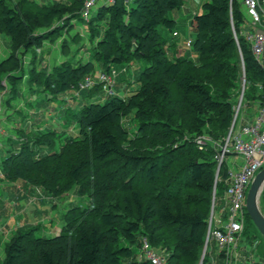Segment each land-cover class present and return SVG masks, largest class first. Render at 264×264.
<instances>
[{
    "label": "trees",
    "instance_id": "trees-1",
    "mask_svg": "<svg viewBox=\"0 0 264 264\" xmlns=\"http://www.w3.org/2000/svg\"><path fill=\"white\" fill-rule=\"evenodd\" d=\"M182 4L114 0L84 21L78 0L47 6L0 0V33L10 39V53L0 62V89L3 77L14 91L26 76L28 87L37 92L41 88L51 96H79L82 101L72 114L77 134H24L2 158V174L52 197L74 189L88 202L65 208L60 216L63 227L55 236H36L38 227L17 231L5 244L0 264H150L132 249L136 243L138 251L142 238L166 253L167 264L196 263L207 237L216 149L207 144L198 150L195 139L207 136L223 144L228 136L239 92L240 58L245 103L264 99V72L239 36L245 16L238 0L202 3L189 23L196 58L168 57L163 33L176 27L168 14ZM73 20L87 30L90 60L75 65L64 61L42 73L33 51L30 65L24 66L30 49L71 29ZM133 63L144 65L137 77L139 88L120 98L114 89L116 67L126 69ZM112 69L116 73L109 94L98 84L96 72ZM86 77L95 85L79 89ZM226 175L220 169L215 202L217 192L226 188ZM245 218L252 223L246 211ZM207 256L206 251L203 264Z\"/></svg>",
    "mask_w": 264,
    "mask_h": 264
},
{
    "label": "crops",
    "instance_id": "crops-1",
    "mask_svg": "<svg viewBox=\"0 0 264 264\" xmlns=\"http://www.w3.org/2000/svg\"><path fill=\"white\" fill-rule=\"evenodd\" d=\"M33 1L36 4L39 5H50L55 2H67L69 3L71 0H29ZM184 1V0H183ZM208 0H187L184 1V4H182L181 8L185 11V16L181 18V21H183V24L185 23L186 26H188L189 31V23L191 21V18L195 14H199L201 12V5L204 2H207ZM194 3L195 9L191 7V4ZM102 5H109L108 0H98V6ZM187 5V6H186ZM192 9V10H191ZM180 20V19H177ZM71 29H62L67 30L68 33L70 31H74L73 34H78V46L77 41L73 42V40H69V42L65 43V48L62 49V44L57 41H51V40H44L41 44V49L39 47V53L36 52V56H39V62L41 61V66L45 64V60L42 57V53L47 50L52 57V61L54 62L53 67L56 65L61 64L66 59L64 55H68V50L71 52H74L72 55L75 59L81 58V61L87 62L90 60V46L87 41V30L85 26L82 23L71 21L70 23ZM62 30H60L58 35L62 34ZM174 31H178L177 28L173 29ZM173 32H167L170 41L168 42L166 40L165 45V51L168 57L175 59V58H182L187 57L189 59H195L196 55L192 52L191 48L188 49L185 47V39L184 36L179 33L177 36H173ZM4 35L0 33V62L5 60L8 57L7 51L3 48V42L1 41V36ZM58 35L56 37H58ZM6 36V35H5ZM183 36V37H182ZM191 37V36H190ZM47 44V47L43 48V45ZM73 46H77V49ZM67 50V51H66ZM76 51V54H75ZM88 52V53H87ZM62 53L63 56L60 54ZM81 54V55H80ZM75 55L77 57H75ZM27 54L24 55L25 60H30V58H27ZM51 60V59H50ZM48 58V61H50ZM31 62V61H30ZM29 62V64H30ZM38 59L35 60V63H39ZM28 64V63H27ZM134 68L138 69L139 71L142 70V68L138 67V63H135L133 65ZM130 65V67H133ZM128 68V67H127ZM125 69V68H122ZM126 72V69H125ZM99 73L96 72V75ZM138 76L134 75L133 79H136ZM26 76L23 78L22 82L24 85H19L20 87L18 90L11 91L10 87L5 85V82L1 85L4 86L3 89H0V102H2V105L4 107V116H5V122L6 125L3 127L1 133H0V163L2 158L7 154L9 150L13 149L11 147L19 144L21 140H24V134L28 135H36V133L43 131L42 127L46 128L50 127L49 130H54L57 133L60 134H66V133H73L70 130H67L66 125L61 128H54L53 125L46 123L42 116H34L30 118L29 113L27 112L29 108L31 109L34 105L35 99L36 100H42L44 97L43 95L47 96L48 93L43 91L41 88H39V92L36 91V89L29 88L28 85H26L25 80ZM117 82V81H116ZM19 83V82H18ZM20 84V83H19ZM116 88L119 90V85L116 83ZM260 90L261 88L258 87ZM135 90L131 91L134 92ZM36 95H34V94ZM34 95V98H33ZM51 96V95H50ZM61 96H64L67 98L64 94L57 95V96H51V100H57ZM103 97L100 101L103 100ZM50 98L47 100L51 101ZM64 98V99H65ZM72 102L74 103L75 107V113L81 108L82 101L80 100L79 96L77 98H72ZM84 103V101H83ZM77 104L79 107H77ZM248 106H253L254 110L250 118L243 119L239 118L237 125L234 127L233 134H236L240 127L244 125H248L253 121L254 116L256 115L258 108L260 106V102H253L249 103ZM247 106V107H248ZM12 107V108H11ZM70 110V109H68ZM65 114V113H64ZM238 116V115H237ZM64 118V115H63ZM59 119L58 117L56 120ZM35 120V124L33 121ZM55 120V121H56ZM237 120V119H236ZM63 125V124H62ZM26 126V127H25ZM24 127L27 128V133L24 132ZM65 127V128H64ZM37 128V129H36ZM44 130V131H45ZM74 131L73 134H77L78 131H75V128L72 129ZM17 133H20L22 136L20 137ZM62 134V135H63ZM242 159L234 154H230L225 158V161L223 163V166L225 167V170L230 169H237L241 166ZM224 184L225 180L223 179ZM0 191H1V201L2 202L0 206V263L4 258V248L5 244L8 243V241L15 235V233L21 229L31 228V227H39L40 225L44 227V231L46 233L52 232L55 236L58 233H60L61 229L58 226H53L55 224L54 218L57 216H61L65 210V206H70L69 203L72 202L70 199L67 198L66 194L62 195V202H59V208L62 210L60 212V209L58 210V207L56 204V201L58 200V197H52L49 195L45 190H43L40 187L33 186L31 184H28L27 182L21 181V180H15L10 181L7 180L1 170L0 166ZM223 196L225 197V190L223 191ZM69 197V196H68ZM79 200H82V197H79ZM225 201V200H224ZM24 203L22 206L21 204ZM65 207V208H64ZM259 207L261 212L264 215V187L263 190L259 196ZM9 215H11L9 217ZM59 218V217H58ZM213 218L208 222V226L211 225V228L218 229L222 227L221 221H219V225L213 224ZM53 224V225H52ZM253 225L247 220L245 221L244 229L240 233L239 238L236 243V247L231 251V257H230V264H264V255L261 252H258L260 245H256V241H253V238L259 237V232L257 230L253 231L250 230L249 227ZM247 226L246 230L245 227ZM254 226V225H253ZM251 228V227H250ZM245 230V231H244ZM44 232V233H45ZM211 242V243H210ZM207 255L209 256V263L208 264H225L226 263V257L223 252H221L217 246V243L215 240L211 239L207 242ZM139 252V249H138ZM138 259H144L139 253L137 255Z\"/></svg>",
    "mask_w": 264,
    "mask_h": 264
},
{
    "label": "built area",
    "instance_id": "built-area-1",
    "mask_svg": "<svg viewBox=\"0 0 264 264\" xmlns=\"http://www.w3.org/2000/svg\"><path fill=\"white\" fill-rule=\"evenodd\" d=\"M82 2L81 18L84 21L90 19L98 6V0H78ZM243 9L245 22L251 26L248 32H244L245 41L249 44L250 52L264 72V0H238ZM114 0H108L112 4ZM232 17L230 11V18ZM231 22V30L234 31V39L238 46L237 35L234 30L233 22ZM177 31L173 32V36H177ZM185 39V47L190 49L192 45V37L187 36ZM116 70L112 69L108 72H99L97 74V82L101 89L112 92L114 83V75ZM95 81L89 77L78 85L79 89L85 87L92 88ZM5 116L4 107L0 102V133L3 129ZM233 126L230 128V134L226 137L223 144L213 142L207 136H199L195 139L198 150H204L207 144L212 145L216 151L213 159L216 162L219 174L220 167L225 158L234 154L242 159V164L237 169L227 170L225 178V203L228 204L229 216L221 228L214 229L208 226L206 241L215 240L217 246L226 257V263L230 264L231 251L236 247L240 233L244 229L245 218V199L248 188L255 175L264 168V99L260 102V106L253 121L240 127L236 134H233ZM218 177V175H217ZM140 255L150 264H167L166 257L158 252L142 238L139 246Z\"/></svg>",
    "mask_w": 264,
    "mask_h": 264
},
{
    "label": "rangeland",
    "instance_id": "rangeland-1",
    "mask_svg": "<svg viewBox=\"0 0 264 264\" xmlns=\"http://www.w3.org/2000/svg\"><path fill=\"white\" fill-rule=\"evenodd\" d=\"M15 1V0H14ZM183 1V0H182ZM184 1H187V0H184ZM184 1H183V4H184ZM194 3L191 4V7L193 8L194 7ZM187 6V5H186ZM195 9V7L193 8V10ZM192 10V9H191ZM169 18L171 19H174L176 21V27L179 31V33H181V35H185L184 37H187V36H191L193 37V31H189V28L188 26L185 25V23L183 24V21H181V18L185 19L184 16H185V11L180 8V9H175V10H172L169 12L168 14ZM177 19H180V20H177ZM41 29V28H40ZM40 29H38L37 31H40ZM232 29V28H231ZM251 29V26L249 24H240L238 26V31H239V36L243 39L244 36L243 33L244 32H248L249 30ZM63 31V30H62ZM74 31H70L68 33L67 30H64L62 32L61 35H58V37L54 36L52 39V41H57V42H60L61 44L62 43H68L69 40H73V42L77 41V46H78V43H79V36L78 34H73ZM163 36L164 38L169 42L171 39L168 35L167 32H164L163 33ZM182 36V37H183ZM234 37V35H233ZM1 41L3 42V48L5 49V51H7V53L9 54L10 53V39L9 37L5 36V35H2L1 36ZM236 42V41H235ZM43 44V43H42ZM237 45V44H236ZM77 46H73L74 49L76 48L77 49ZM91 46V45H89ZM47 47V44H44L43 45V48ZM238 47V46H237ZM41 49V47H40ZM33 51L34 53L36 54L37 51H39V48H34V49H30L26 54L28 55L27 58L29 57L30 60H25L24 57H23V63H24V66H28L30 65L29 62L32 61V56H33ZM67 51V50H66ZM41 52V51H39ZM37 52V53H39ZM68 55H64L65 58H70V59H66L65 61H68L69 63H71L72 65H75L77 62H83L81 61V56L79 57V59H74V55L71 57L69 55H72L74 52H71L68 50ZM91 52V50H89V53ZM88 53V52H87ZM240 52L238 51V56L240 57ZM25 54V55H26ZM62 56L63 54L60 53ZM75 54H76V51H75ZM41 55V54H40ZM36 56L35 59H38V62H39V56ZM81 55V54H80ZM63 56V57H64ZM42 57L43 59L45 60V64L43 66H41V61L39 63H37V68H40L44 73V72H49V71H52L53 70V65H54V62H51L53 59L52 57L50 56L49 52L47 50H45L43 53H42ZM75 57H77L75 55ZM48 58L50 61H48ZM240 63H239V66H240V74H239V84H238V89H239V92H238V95H237V101H236V104L234 105V116H235V120L234 122L232 121L233 123V127H235L237 125V122L239 120V118H243V119H247V118H250L252 113H253V110H254V107L253 106H248V103H245L244 102V90H245V86H246V77H245V71H244V66H243V63H242V60L241 58L239 59ZM28 63V64H27ZM63 63V62H62ZM132 66L135 65V63L131 64ZM138 67L140 68H144V65H142L141 63H138ZM56 66H61L60 64L59 65H56ZM7 67H9V65L7 64ZM128 67V68H127ZM126 67V72L125 70H123L122 68L123 67H119L117 66L116 68L118 69V74H117V77H116V80L119 85V90H117L116 86L114 87L115 91H116V94L118 97L122 98V97H127L128 95H130V92L133 91V90H137L139 88V82H138V79H133V76L136 75V76H139L140 75V71L138 69H136V67L134 68L133 67H130V66H127ZM3 77V76H2ZM27 79L25 80V83ZM5 82V85L8 84V81L5 80V78L3 77L2 78V84ZM19 83L18 86L15 87L16 90H18V88L20 87L19 85H24V83L22 82V80H19ZM27 85V84H26ZM34 94V93H33ZM36 95V94H34ZM34 95H33V98H34ZM44 97L42 98V100H36L35 99V102H34V105L33 107L27 111L30 115V118L34 117L35 115L36 116H42L44 117V121L46 123H49L51 125L54 126V128H58L60 127L61 125V128L63 126H65L66 124V129L67 130H70L71 132L74 133V131H72L73 128H75V131H78V127H77V124L75 122V120L72 118V114L75 113V105L74 103L72 102L70 98V96H67V98H65L64 96H61L60 98H58L57 100H51V96L48 94L47 96L43 95ZM48 98H50L51 101L47 100ZM65 98V99H64ZM248 106V107H247ZM77 107H79V105L77 104ZM12 108V107H11ZM70 109V110H68ZM65 113V114H64ZM236 114V115H235ZM63 115H64V118H63ZM238 115V116H237ZM234 116H233V119H234ZM59 118L56 120V118ZM237 119V120H236ZM56 120V121H55ZM35 122V120L33 121V123ZM35 124V123H34ZM63 124V125H62ZM232 126V125H231ZM5 127V126H3ZM26 127V126H25ZM24 127V132L27 131V128ZM45 127V126H44ZM42 127V130H45V128ZM65 128V127H64ZM231 128V127H230ZM37 129V128H36ZM51 129L50 127H47L46 130H49ZM133 131V130H132ZM27 133V132H26ZM73 133H66V134H63L62 137H66L67 135H71ZM18 134V133H17ZM220 169H222V171L225 172V167H220ZM217 165L214 169V181H213V184H214V188H213V191H212V194L210 196V199H209V206H208V216H209V220H211V218H213V224L216 223L215 225H219V221H221L222 224H224V222L227 221V218L229 216V211H228V204L225 203V197L223 196V193L218 191L217 192V196H216V202H215V193H214V189H215V184L217 182V180L219 179L218 177H216V173H217ZM220 172V170H219ZM0 194H1V191H0ZM66 196L67 198L65 199H70V202L69 205H83V206H86L88 204L87 202V199L85 198H82V200L80 201L79 200V196L77 194L76 191H74V189H72L71 191H69L68 193H66ZM69 196V197H68ZM56 198V197H55ZM81 198V197H80ZM2 197L0 195V201H1ZM62 196H59L58 197V200L56 201V205L58 207V210L60 209L59 208V202L61 203L62 202ZM2 202H0V206L2 205L1 204ZM22 206L24 205V203L21 204ZM68 208V206H65ZM64 207V208H65ZM66 208V209H67ZM62 210L60 209V212ZM63 213V212H61ZM11 215H9L10 217ZM59 217V218H58ZM54 221H55V224L53 226H58L60 229L63 227V221L61 220L60 218V215L57 216L56 218H54ZM245 221H246V218H244V225H245ZM248 221V220H247ZM251 221V220H250ZM249 222V221H248ZM250 223V222H249ZM252 224V223H251ZM251 227V228H250ZM249 227L250 230H253L255 231L256 228L251 225ZM247 226L245 227V230H246ZM244 230V231H245ZM44 227L43 226H39L35 232V235L36 236H41V237H52L54 234L52 232L49 231V233H44ZM253 241H256V245H260L258 252H261L263 255H264V238L259 234V237L258 238H253ZM126 242H119L118 245H126L125 244ZM205 243H206V240H205ZM203 245V247L201 248L200 250V253H199V256H198V260L196 261L195 264H199L200 263V260H201V257L203 255V252H204V256H203V259H202V262L201 264H203V261L205 259V253H206V249H207V243ZM211 243V242H210ZM137 246V244H133V248L134 251L137 253L140 254V251H136L135 248H138V247H135ZM156 250V252L164 255L166 257V253H164L163 251L159 250L158 248H154ZM205 250V251H204ZM209 259V256H207V260ZM209 263V261H207V264Z\"/></svg>",
    "mask_w": 264,
    "mask_h": 264
},
{
    "label": "water",
    "instance_id": "water-1",
    "mask_svg": "<svg viewBox=\"0 0 264 264\" xmlns=\"http://www.w3.org/2000/svg\"><path fill=\"white\" fill-rule=\"evenodd\" d=\"M232 33L234 35L233 30H232ZM234 120H235V116H234L233 122ZM217 175H218V171L216 173V177ZM263 187H264V168L261 169L251 181L247 194H246V199H245L246 213L248 217L250 218L252 224L256 228V230L264 238V215L261 212L260 207H259V196L263 190ZM214 193H215V189H214ZM203 256H204V252H203V255L201 257L199 264H201Z\"/></svg>",
    "mask_w": 264,
    "mask_h": 264
}]
</instances>
